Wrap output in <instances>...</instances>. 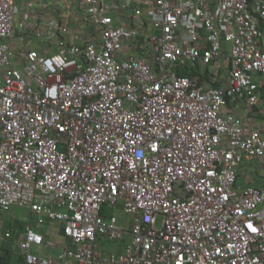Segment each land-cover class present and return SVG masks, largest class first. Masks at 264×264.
<instances>
[{"label":"built area","instance_id":"built-area-1","mask_svg":"<svg viewBox=\"0 0 264 264\" xmlns=\"http://www.w3.org/2000/svg\"><path fill=\"white\" fill-rule=\"evenodd\" d=\"M19 1L0 0V213L66 237L34 252L29 225L24 264H264V187L237 185L264 134L228 110L264 85V0H79L73 23L25 0L19 27L55 48L15 53Z\"/></svg>","mask_w":264,"mask_h":264},{"label":"crops","instance_id":"crops-1","mask_svg":"<svg viewBox=\"0 0 264 264\" xmlns=\"http://www.w3.org/2000/svg\"><path fill=\"white\" fill-rule=\"evenodd\" d=\"M50 3L49 9H45L44 19L47 21L53 20L55 17H60L62 19L70 20L71 23L76 17V13L79 11L78 1L79 0H46ZM26 10L25 0L19 1L16 12H15V23L16 27L14 30V37L11 39L14 52L16 53L19 49L22 48H34L40 51L48 49L49 47L55 48L54 41L55 35L54 30L51 25L45 27L35 26L29 29H22L19 27V22L21 21L22 14ZM259 91H262V88ZM256 94L255 101L256 103L251 104L248 99H236L229 103L228 110L233 111L240 115L244 122L253 128H258L264 134V92ZM237 185L240 187L246 186H256L264 187V157L246 159L238 167V178ZM35 219L30 223H27L23 228V232L19 235L17 243L24 238L26 228L29 225H33L35 229L40 231L45 236V244L42 246H34L36 250L34 252L42 251L44 255L51 254L57 256L61 252L62 245L66 242V237L62 233L61 224H51V223H39L36 213H34ZM54 228L53 233L51 229ZM8 232V231H7ZM5 233L3 239L11 240L13 245V236L12 234L7 237ZM11 233V232H10ZM56 239V243L53 242V239ZM123 244H117L118 247H122ZM33 247V248H34ZM116 249V248H114ZM14 250V249H13ZM15 254H21L20 246ZM15 264V263H11Z\"/></svg>","mask_w":264,"mask_h":264},{"label":"rangeland","instance_id":"rangeland-1","mask_svg":"<svg viewBox=\"0 0 264 264\" xmlns=\"http://www.w3.org/2000/svg\"><path fill=\"white\" fill-rule=\"evenodd\" d=\"M227 50L230 47V44L225 43L224 44ZM228 55L227 51L223 52V57H226ZM196 68V67H192ZM192 68L191 71H192ZM221 71H224V65H221ZM259 93H262V91H259ZM107 213L109 214H115L121 225L124 227L129 228L131 226L132 217L129 213L125 212L121 206H118L116 209H107ZM34 214L32 213V210L28 207H22L14 205L10 208V210L0 213V245L4 241L3 237L7 231H10L12 234V238L14 240L13 242V249L15 252L19 250V243H17L18 236L22 234L23 228L26 226L27 223H30L32 220H34ZM54 228L51 229V232L53 233ZM53 242L56 243V239L52 238ZM107 249H114L117 248V243L113 242L106 246ZM36 248H33V251H35Z\"/></svg>","mask_w":264,"mask_h":264},{"label":"trees","instance_id":"trees-1","mask_svg":"<svg viewBox=\"0 0 264 264\" xmlns=\"http://www.w3.org/2000/svg\"><path fill=\"white\" fill-rule=\"evenodd\" d=\"M179 72L181 74L202 75L198 68H192V71L190 73H187V71L184 68H180ZM204 77L208 78V75L206 74V76ZM262 91L264 92V87L262 88ZM107 209H108L107 206L103 208L102 210L103 214L108 215ZM5 263L24 264L23 256L14 253L12 241L10 239L4 240L0 245V264H5Z\"/></svg>","mask_w":264,"mask_h":264}]
</instances>
